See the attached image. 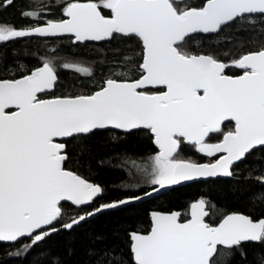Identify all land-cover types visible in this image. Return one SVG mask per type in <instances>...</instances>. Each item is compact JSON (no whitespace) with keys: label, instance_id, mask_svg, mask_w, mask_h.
Instances as JSON below:
<instances>
[{"label":"snow or ice","instance_id":"snow-or-ice-1","mask_svg":"<svg viewBox=\"0 0 264 264\" xmlns=\"http://www.w3.org/2000/svg\"><path fill=\"white\" fill-rule=\"evenodd\" d=\"M20 15L0 23L5 256L65 264L47 246L65 236L71 256L80 233L84 264H264V0H29ZM32 38L59 46L14 67L13 46ZM100 137L128 177L111 189L90 178ZM134 137L150 147H121ZM194 181L234 184L244 210L200 195L137 216Z\"/></svg>","mask_w":264,"mask_h":264},{"label":"trees","instance_id":"trees-1","mask_svg":"<svg viewBox=\"0 0 264 264\" xmlns=\"http://www.w3.org/2000/svg\"><path fill=\"white\" fill-rule=\"evenodd\" d=\"M16 7L9 8L8 11L0 10V23H8L10 25H15L20 27L26 25L27 21L23 20L20 15V7L26 6L29 0H15ZM47 3L48 0H45ZM58 40V39H57ZM57 40H41V39H26L23 42L16 43L13 47L15 49V65L14 67H19L23 64L25 67L36 66L40 60L45 58L46 54H50L53 48L59 46ZM65 47L67 44L65 43ZM107 55L109 60L114 58L117 54L113 52L104 53L93 51L90 53V57L94 58L96 56L103 57ZM95 70L99 72L101 65L99 63L95 64ZM61 80L65 82H73L77 79L76 75L71 70H63L60 73ZM122 148H127L130 151H144L150 147L146 138L144 137H134L131 140L121 144ZM113 153L112 145L108 142L106 137L97 138L94 142V156L90 165V178L98 183H101L110 189L114 186H118L122 180H128L126 175L114 170L107 161ZM105 161V163H101ZM201 162V161H200ZM111 163H116L112 161ZM88 174L89 169L84 170ZM241 174L247 175V169L242 166L238 170ZM129 182H134L130 181ZM235 185H228L226 183H208V182H196L189 184L186 187L179 188L177 191L168 194L166 197L159 200L147 199L143 204L135 210L137 216L141 219L147 211L155 208H160L162 210H167L169 207L173 210L180 208L181 205L186 204L194 198L203 195L205 199L211 201L212 204H219L225 206L228 210H244L242 198L231 195L227 189H234ZM119 192H113V196L119 195ZM143 195V193H141ZM183 210V209H181ZM99 228L100 225L98 224ZM78 239L74 244L75 253L71 256H65L64 251L67 247V237L59 236L55 237L48 244V249L53 253H57L59 258L65 262V264H84L87 257L84 253V244L82 242V234H77ZM10 252H15L16 249L9 250ZM5 249L0 246V260L8 259L10 264H34L36 260L35 254H29L27 256L21 255L19 257L5 256ZM46 254L41 255V259H47Z\"/></svg>","mask_w":264,"mask_h":264},{"label":"water","instance_id":"water-1","mask_svg":"<svg viewBox=\"0 0 264 264\" xmlns=\"http://www.w3.org/2000/svg\"><path fill=\"white\" fill-rule=\"evenodd\" d=\"M32 39H41V40H57V38H32ZM196 182H201V181H194V182H191L189 184H192V183H196ZM188 184V185H189ZM147 200V199H146Z\"/></svg>","mask_w":264,"mask_h":264},{"label":"flooded vegetation","instance_id":"flooded-vegetation-1","mask_svg":"<svg viewBox=\"0 0 264 264\" xmlns=\"http://www.w3.org/2000/svg\"><path fill=\"white\" fill-rule=\"evenodd\" d=\"M201 162H207L206 160H201ZM202 182H204V181H202ZM151 200V199H150Z\"/></svg>","mask_w":264,"mask_h":264},{"label":"rangeland","instance_id":"rangeland-1","mask_svg":"<svg viewBox=\"0 0 264 264\" xmlns=\"http://www.w3.org/2000/svg\"><path fill=\"white\" fill-rule=\"evenodd\" d=\"M59 42V40H57Z\"/></svg>","mask_w":264,"mask_h":264}]
</instances>
